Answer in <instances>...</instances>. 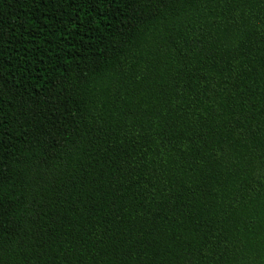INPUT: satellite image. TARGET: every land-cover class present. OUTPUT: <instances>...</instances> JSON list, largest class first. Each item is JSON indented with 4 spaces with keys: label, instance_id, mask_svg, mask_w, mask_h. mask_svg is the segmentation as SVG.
Segmentation results:
<instances>
[{
    "label": "trees",
    "instance_id": "obj_1",
    "mask_svg": "<svg viewBox=\"0 0 264 264\" xmlns=\"http://www.w3.org/2000/svg\"><path fill=\"white\" fill-rule=\"evenodd\" d=\"M0 264H264V0H0Z\"/></svg>",
    "mask_w": 264,
    "mask_h": 264
}]
</instances>
